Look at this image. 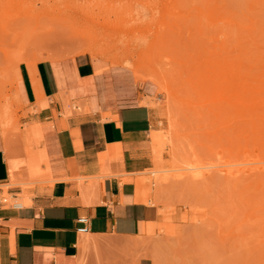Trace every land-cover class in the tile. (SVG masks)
<instances>
[{"label":"rangeland","instance_id":"1","mask_svg":"<svg viewBox=\"0 0 264 264\" xmlns=\"http://www.w3.org/2000/svg\"><path fill=\"white\" fill-rule=\"evenodd\" d=\"M47 8L85 14L77 28L93 27L97 58L107 70L115 66L155 107L145 137L150 163L134 178L142 179L149 203L158 208L157 222L149 234L96 236L118 243L101 250V263L135 264L137 254L148 253L159 264H264V168L249 170L264 166V0H0V128L19 160L36 144L24 123L33 111L16 97L19 41L12 24L23 13L29 19ZM73 46L50 44L40 57L68 60ZM125 55L131 64L111 63ZM136 65L146 70L137 72ZM202 71L216 83L210 102ZM145 73L159 76L171 92L158 93L157 86L149 95ZM242 99L257 104L256 111H238ZM72 112L85 110L70 103L65 114ZM180 166L188 167L181 176ZM157 167L161 171L152 173ZM200 170L206 174L191 176ZM31 177L21 164L10 193L46 182ZM85 264H96L92 254Z\"/></svg>","mask_w":264,"mask_h":264},{"label":"crops","instance_id":"2","mask_svg":"<svg viewBox=\"0 0 264 264\" xmlns=\"http://www.w3.org/2000/svg\"><path fill=\"white\" fill-rule=\"evenodd\" d=\"M94 62L89 55L74 58L77 76L92 78L96 87L95 107L69 115L65 114L49 61L36 65L44 95L49 100L44 110L34 105L26 67L21 72L22 103L24 109L33 111L27 114L24 123L41 125L53 182L28 186L24 192L30 195L31 204L27 208H4L0 204V264H69L77 256L76 243L84 227L80 218L87 219V231L96 236L127 238L142 234L149 215L158 217V208L138 201L135 184L126 181L150 163L145 137L155 119V109L142 102L147 100L137 90L129 97L103 96L107 75H98V79ZM85 99L71 98L70 102L84 107L85 102L88 105ZM117 144L122 161H111L117 157L111 156ZM17 155L15 152L14 156ZM104 156L108 158L103 168ZM7 181L0 133V184ZM89 181L93 186L84 189ZM138 264L149 261L142 258Z\"/></svg>","mask_w":264,"mask_h":264},{"label":"bare ground","instance_id":"3","mask_svg":"<svg viewBox=\"0 0 264 264\" xmlns=\"http://www.w3.org/2000/svg\"><path fill=\"white\" fill-rule=\"evenodd\" d=\"M26 20H23V19ZM85 18V14H80L73 11H66V10H57L54 12L47 8L43 10V12L31 14V17L27 19L26 14H22V16L17 17V22L13 23L14 28L12 31H16V36L13 35L16 39H18V44L16 46V54L18 55L17 61L15 63V74L17 78V88H16V97L23 100V89H22V77L21 72L19 69L20 64H24L26 66L30 83L32 87V91L35 98L34 105L37 109L44 110L45 107L48 105L49 100L45 97L40 80L37 76L36 65L42 61H49L53 67L55 77L58 82V86L60 89V98L63 100L65 109L69 107V103L71 98H82L85 97L88 105L85 102L84 110L88 111L89 109H93L95 106L93 103L95 102L94 92L96 91V87L92 82V78L89 79H80L76 72H75V65H74V58L77 55L89 54V56L95 61V75L99 78L102 77L103 74L107 76V83L106 88L103 96H132L135 91V85L129 82L128 80L122 78L119 74L118 70L115 66H112L110 69L105 68V64L97 58L98 53H101L99 49L96 51L97 42L99 39L95 40L94 35L90 31H94L92 28H87L83 26V28H77L78 24ZM48 19V20H47ZM45 20V22H43ZM24 24V25H22ZM10 30V29H9ZM8 30V31H9ZM84 41V42H83ZM86 41V42H85ZM62 44V43H71L74 44L73 47V56L69 60H61L56 56H51L48 59L40 57L41 49L47 47L50 44ZM28 48H31L28 50ZM103 52V51H102ZM49 55H57V52L51 53ZM132 57L130 55H125L122 60L119 61H112V64L122 63V64H131ZM147 65V63H145ZM148 66V65H147ZM137 72H143V67L136 65L135 67ZM146 70V69H144ZM206 72H201L202 86L205 89V101L210 102V99H214V95L212 93V88L215 87L216 84L212 77L206 76L204 78V74ZM208 73V71H207ZM99 75V76H98ZM144 77L146 80L144 81V90L147 91L149 95H156L155 91H157L158 86V93L171 92L169 86L162 82L159 76H155L152 74L145 73ZM111 85V91H110ZM92 102V103H91ZM143 103L145 100L142 101ZM91 103V104H89ZM90 105V106H89ZM152 109H155L154 105L151 103L148 104ZM258 106L255 103H252L249 99H242L239 103H237L238 111H241L243 114L244 112L249 111L250 113L255 112ZM249 112L247 114H249ZM246 114V115H247ZM254 116L252 115L251 121L254 122L252 119ZM255 120L258 122H262L263 118L257 117ZM2 125V124H1ZM32 135L35 138L36 148H33L30 151L29 146L26 147L25 152L26 156L23 159H17L14 156L15 150L11 147L9 142L4 138V132L0 128L1 137L4 142V157L7 164L8 169V182L4 184H0V190L2 196L0 200L7 202V204L12 205V196L13 194L10 193V189L16 185V179L19 171V167L21 164L26 166L28 172L32 173L31 178H36V176L41 177L42 180L48 181L49 183L53 182V179L50 174V165H49V156L46 151V147L43 144L44 134L42 132V128L40 124H30ZM152 138L158 141V134L154 131L152 132ZM32 148V147H31ZM114 150H111V156L121 157L120 152V144L113 146ZM107 153H110L109 151ZM106 155V154H105ZM106 156L102 157L101 164L102 167L107 164ZM122 158V157H121ZM43 166V167H42ZM106 167V166H105ZM179 175H184V172L188 169L186 166H180ZM264 168V166H253L249 168L253 170H260ZM194 169V168H191ZM243 168L235 170V173H241ZM161 170L157 167L152 173L160 172ZM233 171H224V173H232ZM206 174V171L200 170L192 174L193 178H200ZM105 175H108L106 173ZM189 175V174H188ZM190 176V175H189ZM95 182V178H93ZM126 181H131L135 184L136 187V199L138 201H142L145 203H149L151 197L144 191L143 181L140 178H130L126 179ZM83 184V182H81ZM84 185V184H83ZM93 186L92 182H88L83 188L88 189V187ZM260 187V184L257 185ZM25 191V190H24ZM17 195V204L16 206H20L19 208H27L31 204V197L28 193L22 192L21 194ZM261 203L264 202V198L261 199ZM260 205H264L261 204ZM157 222V219H154L149 215L147 222L145 223L142 233H151L153 228ZM139 236V235H138ZM118 243L111 239L103 240L96 237V235L90 232H83L80 231L76 243L77 247V256L70 260L69 264H85V260L88 259L89 254H92L96 264H102L101 261L103 260L104 256L101 252L103 248L107 246L117 247ZM135 264L139 263L141 258H148L152 259V264H159L158 261L152 257L148 253H140L137 254L135 257Z\"/></svg>","mask_w":264,"mask_h":264},{"label":"built area","instance_id":"4","mask_svg":"<svg viewBox=\"0 0 264 264\" xmlns=\"http://www.w3.org/2000/svg\"><path fill=\"white\" fill-rule=\"evenodd\" d=\"M13 200L11 201L12 202V205L9 204L10 208L12 209H19L20 206H16L17 204V195L16 194H13L12 196ZM7 202L5 201H0V204H6ZM79 222L82 223L84 225V227L81 229V231L83 232H87V227L85 226L87 224V219L86 218H80L79 219Z\"/></svg>","mask_w":264,"mask_h":264}]
</instances>
